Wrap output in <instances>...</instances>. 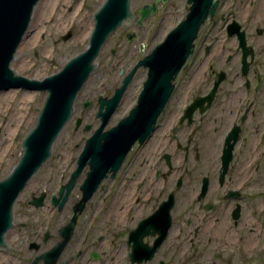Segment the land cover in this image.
Returning <instances> with one entry per match:
<instances>
[{"label": "flooded vegetation", "instance_id": "obj_1", "mask_svg": "<svg viewBox=\"0 0 264 264\" xmlns=\"http://www.w3.org/2000/svg\"><path fill=\"white\" fill-rule=\"evenodd\" d=\"M173 2L140 10L206 3ZM206 4L213 16L181 71L189 64V82L175 85L155 131L82 209L88 165L78 195L83 172L63 207L60 191L49 199V221L14 209L6 264H264V0Z\"/></svg>", "mask_w": 264, "mask_h": 264}, {"label": "water", "instance_id": "obj_2", "mask_svg": "<svg viewBox=\"0 0 264 264\" xmlns=\"http://www.w3.org/2000/svg\"><path fill=\"white\" fill-rule=\"evenodd\" d=\"M42 0H0V93L13 89H27L47 94L35 127L22 142L23 155L12 172L0 180V248L6 245L5 236L13 227L14 209L18 198L32 178L50 159L52 149L65 126L75 113V104L88 78L95 70V61L107 42L124 22L135 20L133 0H104L94 15V29L87 49L71 58L56 74L42 80L18 75L12 68L17 52L25 40L35 12ZM207 3V0H205ZM192 0H189L191 3ZM203 3L191 8L186 19L172 30L165 40L140 60L124 78L123 84L111 98H99L96 115L101 126L87 140L78 159L76 171L60 189L55 204L61 207L67 202L78 177L88 165L90 172L82 185L84 198L81 209L111 171L116 172L129 152L139 143L143 145L155 131L159 118L167 107L175 90V82L185 68L192 53L199 30L213 11ZM200 6V7H199ZM157 7L145 6L139 11L138 26L155 15ZM135 35L129 34L131 40ZM70 37L67 36L64 40ZM143 49V46H141ZM140 68L147 70V79L136 107L116 126L107 129L111 118L119 108L131 82ZM92 101L84 103L89 109ZM82 120L76 121V129ZM91 126L85 130L90 131ZM44 196L35 202L42 204ZM61 201V203H59Z\"/></svg>", "mask_w": 264, "mask_h": 264}, {"label": "rangeland", "instance_id": "obj_3", "mask_svg": "<svg viewBox=\"0 0 264 264\" xmlns=\"http://www.w3.org/2000/svg\"><path fill=\"white\" fill-rule=\"evenodd\" d=\"M148 0H133L132 11L135 20L124 22L105 43L101 54L95 61L92 72L75 104V113L55 142L50 159L42 166L17 200L15 210L21 214L40 215L49 221V199L57 197L62 186L77 167V160L87 140L101 126L96 115L99 110V98H111L123 84L124 78L137 63L149 55L161 44L187 15L177 7L164 10L137 25L139 10ZM104 0H42L35 12L31 28L19 48L13 70L28 79L42 80L59 72L73 57L87 49L94 29V15ZM181 0H174L177 6ZM134 34L130 40L129 34ZM70 37L64 40L65 37ZM143 46V49L141 48ZM179 74L175 84L189 82L190 66ZM147 79V70L140 68L131 82L122 102L111 118L107 129L116 126L136 107L140 93ZM9 96H4L10 92ZM33 93L27 99L23 93ZM47 94L27 89H13L0 93V180L5 179L17 165L23 155L22 142L35 127L42 111ZM92 101L89 109L84 103ZM81 119L82 126L76 129V121ZM91 126L86 131V126ZM139 146V145H138ZM86 171L80 178L74 196ZM32 195L40 198L45 195V205L32 209ZM99 193L95 200L105 197ZM106 204L103 212H107ZM6 262L0 254V264Z\"/></svg>", "mask_w": 264, "mask_h": 264}, {"label": "bare ground", "instance_id": "obj_4", "mask_svg": "<svg viewBox=\"0 0 264 264\" xmlns=\"http://www.w3.org/2000/svg\"><path fill=\"white\" fill-rule=\"evenodd\" d=\"M10 93H11V91L8 92V93H5V95H3L2 97H4V96H9ZM23 95H24V97L27 99V97H28V98H31L32 95H33V93L26 92V93H23Z\"/></svg>", "mask_w": 264, "mask_h": 264}]
</instances>
